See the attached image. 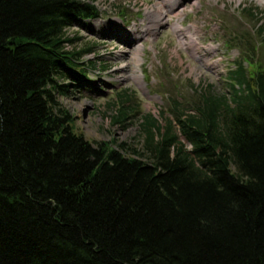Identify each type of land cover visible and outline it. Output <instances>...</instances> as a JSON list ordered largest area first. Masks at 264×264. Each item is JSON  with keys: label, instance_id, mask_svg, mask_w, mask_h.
<instances>
[{"label": "trees", "instance_id": "trees-1", "mask_svg": "<svg viewBox=\"0 0 264 264\" xmlns=\"http://www.w3.org/2000/svg\"><path fill=\"white\" fill-rule=\"evenodd\" d=\"M99 15L0 0V264H264V36L230 95L143 114V158L77 132L59 100L87 78L65 30Z\"/></svg>", "mask_w": 264, "mask_h": 264}, {"label": "rangeland", "instance_id": "rangeland-1", "mask_svg": "<svg viewBox=\"0 0 264 264\" xmlns=\"http://www.w3.org/2000/svg\"><path fill=\"white\" fill-rule=\"evenodd\" d=\"M89 1L99 9V17L88 21L89 26L65 30L67 37L75 38L67 47L81 53L86 83L67 80L72 82L70 92L59 100L77 132L93 141L112 139L115 148L123 143L126 155L148 157L144 113L163 125L173 100L190 109L200 86L230 95L228 71L244 52L252 56V44L259 46L264 36V0H179L168 23L150 13L160 8L161 0ZM175 20L184 29L196 27L194 54L179 42L170 25ZM151 24L155 32H145ZM133 74L140 75L143 84Z\"/></svg>", "mask_w": 264, "mask_h": 264}, {"label": "bare ground", "instance_id": "bare-ground-1", "mask_svg": "<svg viewBox=\"0 0 264 264\" xmlns=\"http://www.w3.org/2000/svg\"><path fill=\"white\" fill-rule=\"evenodd\" d=\"M158 4H160V8H159V6H157L158 9H156L155 11L151 10L150 13L154 16V19H159V21H161L163 19V21L161 23H164V22L168 23V21L170 19L169 16H171L172 14L175 15L174 11L176 10L177 6L179 5V0H161L160 3H158ZM170 25L174 29V31L176 32L178 39H179V42L182 44H186L190 48V51L194 54L195 53V46L197 45L195 42V39L193 38V36L195 35V32H196V27L191 26L193 30H191L190 27L184 29L181 27V23L178 20H175ZM153 26H155V25L154 24L149 25L148 28H146L144 31L148 32V33L155 32V28ZM184 33L188 36L186 41H185V39H183ZM131 76L137 82H139L140 84H143L142 77L140 75L133 74ZM127 77H128L127 75L124 76V78H127Z\"/></svg>", "mask_w": 264, "mask_h": 264}]
</instances>
